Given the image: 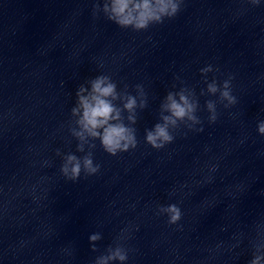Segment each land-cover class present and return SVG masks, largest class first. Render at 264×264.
Here are the masks:
<instances>
[{"label": "clouds", "instance_id": "1", "mask_svg": "<svg viewBox=\"0 0 264 264\" xmlns=\"http://www.w3.org/2000/svg\"><path fill=\"white\" fill-rule=\"evenodd\" d=\"M253 4H258L259 0H251ZM183 0H104L103 12L107 19L114 22L121 28L131 27L135 31L146 30L152 24H161L166 18L171 19L181 10ZM99 7L96 5L95 8ZM201 71H211V68L202 69ZM116 83L112 82L108 76H98L91 81V92L85 96L82 93L87 91L83 86L77 92L79 109L73 108V114L82 109V116L78 121L82 131L76 133L80 139H84L86 132L93 138H99L105 152L110 155H117L119 152H126L137 146L136 130L128 127L121 118V109L115 107L112 100L119 98L116 91ZM139 87V85L137 86ZM209 93L215 94L220 92L222 100H227L229 107L236 103V98L231 94V84L229 80H225L222 85H217L214 81L207 85ZM125 103L123 110L130 115L127 117L131 124L136 123L135 109L137 108V100L132 95L124 97ZM167 103L162 107L169 115L161 117L162 123L154 125L152 130L146 131L145 141L148 145L155 149H161L166 144L174 140V136L169 131V126H176L178 121L185 118L195 123H200L195 112V105L189 101V98L183 93L179 94V100L175 98L173 93H168L166 97ZM141 108L145 107V102L141 101ZM207 109L212 115L209 116V122H215L217 119L216 104L213 101L207 102ZM102 129L103 131H98ZM202 130V129H200ZM258 131L264 135V121L259 122ZM78 150L82 151V147ZM83 170L88 175H93L99 171L100 165L94 164L91 154L85 156L82 161ZM82 164L80 159L75 155H68L65 163L61 167V171L69 179L76 180L79 178ZM71 165V168H69ZM70 172V175H69ZM161 211L170 214L169 223L175 224L181 218V212L176 204H169L166 208L162 207ZM100 234H93L89 237L90 241L99 240ZM93 251L95 246L93 245ZM128 259L127 252L116 247L109 249L107 256H100L96 264H108L110 260H118L123 264ZM261 256L255 255L249 264H260Z\"/></svg>", "mask_w": 264, "mask_h": 264}]
</instances>
